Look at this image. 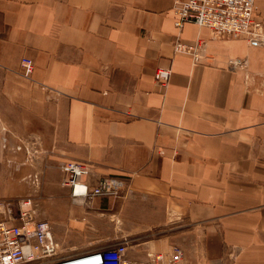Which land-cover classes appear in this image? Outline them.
<instances>
[{"label":"crops","instance_id":"1","mask_svg":"<svg viewBox=\"0 0 264 264\" xmlns=\"http://www.w3.org/2000/svg\"><path fill=\"white\" fill-rule=\"evenodd\" d=\"M172 4L0 0V195L17 189L7 176L22 159L17 138L40 139L51 168L78 160L129 183L81 205L47 172L39 217L54 232L70 238L72 226L109 216L115 231L157 232L147 250L179 245L180 264H264V42L177 28ZM176 39L206 40L210 57L194 63ZM157 67L170 69L164 89Z\"/></svg>","mask_w":264,"mask_h":264},{"label":"built area","instance_id":"2","mask_svg":"<svg viewBox=\"0 0 264 264\" xmlns=\"http://www.w3.org/2000/svg\"><path fill=\"white\" fill-rule=\"evenodd\" d=\"M174 25L180 28L191 22L206 27L211 39L243 37L251 45L264 42V22L260 18L256 0H173ZM174 52L188 54L194 63L206 62L207 44L204 39L194 42H173ZM238 65V60H229ZM20 67L29 76L33 62L22 57ZM170 76L168 67H157L154 80L165 88ZM4 138L2 139V141ZM5 147V142H2ZM40 147L36 139L17 138L13 147L16 152L34 155ZM60 184L69 189V197L81 205L90 204L96 197L116 198L128 188L126 179L117 176H93L92 166L78 160H62L56 164ZM32 182L39 185L38 173ZM35 197L13 200L0 199V264H180L183 250L173 244L167 251L146 250L145 255L135 259L128 251V238L94 246L83 252L67 254L60 250L50 222L37 215ZM68 249V248H67Z\"/></svg>","mask_w":264,"mask_h":264},{"label":"rangeland","instance_id":"3","mask_svg":"<svg viewBox=\"0 0 264 264\" xmlns=\"http://www.w3.org/2000/svg\"><path fill=\"white\" fill-rule=\"evenodd\" d=\"M41 140L39 139L40 147L34 153V155L28 156L25 152H21L22 159L18 161L17 169L13 167H7L8 178L13 180L14 185H16V191L5 190L7 195H0V199L4 200H15L17 198L24 197H35V201H37V215L40 214V206L41 200L45 199L46 195H44L42 191V178L47 174V172L51 171L52 166L49 164L47 160H49V154L41 145ZM38 173L40 178L39 185H36L32 182L33 175ZM9 186V185H8ZM2 217V215H1ZM84 225H80V227H71L70 229L74 232L71 234L72 236L68 238L62 235L63 232L58 233L54 232L57 240L60 243V250L62 252H70L75 248H92L94 246H106L118 240H121L123 237L120 235H124L128 240V249L137 253L140 251L147 250V247L144 246L143 243L149 239H152L155 236H158L157 232L153 234L151 232L144 231H115L113 225L107 224V222H111L109 216H101V217H90L89 220L86 221ZM101 223H103L101 225ZM54 231V230H53ZM68 248V249H67Z\"/></svg>","mask_w":264,"mask_h":264}]
</instances>
